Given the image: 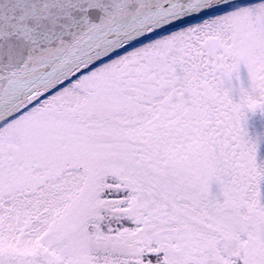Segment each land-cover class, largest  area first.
<instances>
[{
	"label": "rangeland",
	"instance_id": "374dc122",
	"mask_svg": "<svg viewBox=\"0 0 264 264\" xmlns=\"http://www.w3.org/2000/svg\"><path fill=\"white\" fill-rule=\"evenodd\" d=\"M214 35L221 38L226 49L219 51L208 67L205 56L202 59L197 56L199 43ZM98 67L102 81L112 70L116 72V78L123 84L113 86L123 90L124 100L114 107L99 105L91 114L98 117L97 123L104 124L110 119L120 125L105 127V133H101L105 139L99 143L100 137L95 143L77 145L71 150L56 148V143L15 153L29 154L31 158L41 156L45 160L40 166L34 165L35 160L31 173L5 184L3 191L10 190L0 196V264L29 263L21 258L36 253L43 244L45 229L56 214L59 201L81 186L85 165L98 174L100 181L111 172H119L111 175L118 183L116 187L127 193L128 200L106 201L101 207L123 203L115 213L117 217L126 215L135 229L121 230L118 238L122 243H118L128 245L134 257L147 249L145 244L157 241L158 248L146 250L154 254L163 251L161 263L155 264H221L219 256L206 244L215 235L213 230L172 210L159 191L141 180L138 166L144 164L156 172L165 167L188 183L208 181L218 203L231 202L230 207L236 208V214L244 220L254 214L255 220L258 219L254 230L258 229L259 237H255L256 232L251 233L250 227L238 233L227 228L221 230L215 243L224 247L228 257L239 259L232 264L239 261L264 264V0L171 30ZM223 73H229L231 80L225 86H217L216 80ZM203 80L220 93L216 104L205 100ZM103 85L112 87L107 82ZM88 98L86 91L68 82L39 100L36 104L43 102V106L36 108L39 110L31 112L34 104L22 113L30 111L34 116L77 107ZM233 106L239 111L236 116L232 114ZM250 115L254 117L252 122L246 120ZM151 116L145 138L139 132H131L137 123ZM27 121L30 123L31 119ZM226 142H230V150L224 148ZM140 150L147 151H142L144 164H138ZM240 152L245 158L241 161L247 165L244 170L233 166ZM3 159L0 149V163ZM160 159L163 167L159 165ZM80 162L83 167L78 165ZM180 179L174 178L183 185ZM85 209L76 208L63 233L83 226L89 214L98 216L92 207L86 205ZM41 254L45 261L53 256L47 247Z\"/></svg>",
	"mask_w": 264,
	"mask_h": 264
},
{
	"label": "trees",
	"instance_id": "16d2710c",
	"mask_svg": "<svg viewBox=\"0 0 264 264\" xmlns=\"http://www.w3.org/2000/svg\"><path fill=\"white\" fill-rule=\"evenodd\" d=\"M98 72L99 67L95 66L71 81L72 85L89 94L88 100L83 105L71 106L66 109L58 108L57 110L54 109L45 114L34 116L30 115V111H26L0 127V149L4 153V159L0 163V196L9 192L10 189L8 188L3 191L8 181L31 173L33 171L32 164L35 160L36 163L34 165L38 166L45 160L41 156L31 158L29 154L24 156L15 155L20 149L27 150L29 148L33 151L35 150L34 147H52L57 143L58 146L56 148L71 150L77 145L81 146L88 142L95 143L98 137L102 138L98 140V143L99 141L102 142L105 138L101 133L104 132L105 127L120 125V123L113 122L110 119L104 124L97 123L98 117L94 116L95 114L93 113L91 114L93 108H98L99 105L106 104L114 107L124 100L123 90H118L119 86L114 87L117 83L119 85L123 84V81H119L116 78V72L112 70L110 74H107L109 75L108 77H104L103 81L99 79ZM104 82H107L112 87L107 88L106 85H103ZM130 82L131 80L128 83L130 84ZM144 82L147 83L145 78ZM137 83H140V81L138 80ZM41 106H43V102L34 105L30 110L31 112L39 110ZM37 107L39 108L36 109ZM28 115L30 116L27 117ZM152 118L153 116L147 118L144 122L137 123L136 128H133L131 132H139L145 138V129L150 126ZM30 119L31 122L28 123L27 120ZM38 141L41 142L39 143ZM142 145L144 144L142 143ZM142 151L140 150L138 164L146 162L143 153L145 151ZM39 158L42 159L40 160ZM82 163L80 162L78 165L83 167ZM159 165L163 167L162 159L159 160ZM58 169H55V173L59 172ZM163 169L156 172L148 170L145 164L138 166L141 180L147 181L151 187L159 191L169 201L168 203L172 210L180 212L190 221L202 224L213 230L215 235L206 244H209L215 254L219 256L221 264H232L234 261L239 260L237 257L232 259L228 257L223 251L224 247H221L220 243H215V240L221 235V230L227 228L238 233L243 229L247 231L245 228L250 227L251 233H255L254 227L258 225V219L255 220L254 214L250 213L244 220L236 214V208L230 207L231 202L218 203L216 201L213 196V187L208 181L188 183L187 180L180 179L167 168L163 167ZM116 173L119 172H111L100 181L98 174L85 165L81 186L76 191H70L59 201V208L55 211L56 214L52 215L45 229L46 235L44 240H42L43 244H41L36 253L28 255L30 256L29 258L26 259L25 257L28 256H23L21 259L26 263L29 262L28 264L161 263L164 255L163 251L157 250L155 254L146 251L148 247L153 251L158 248L156 246L158 244L157 241L145 244L147 249L144 248L140 256L136 257L129 252L128 245L121 246L122 244L118 243H122V240L118 238L121 230H133L135 227L133 226L134 224L129 223L126 215L117 217L118 214L115 213V209L122 208L123 203L116 205L115 203H110L105 208L101 207L106 201L111 202L118 198L120 201L128 200L126 198L128 197L127 193H123L122 189L120 190L116 187L118 183L111 175ZM174 178H179L183 185L177 183ZM104 179L107 180L105 181ZM132 179L134 180L133 176ZM158 186L162 188V191L159 190ZM86 205L92 207L98 213V216L96 213L89 214L87 216L90 218L83 226L73 227L69 232L63 233V228L69 223L76 208L83 207L85 209ZM62 211H65V213L61 214ZM218 227L220 228L215 230ZM257 232L255 237L258 236ZM238 235L240 237V233ZM152 246L156 248H152ZM46 247L48 251L53 253L50 261H45L42 258L41 253L46 251ZM115 249L125 250V252L120 254ZM238 263L241 264V261Z\"/></svg>",
	"mask_w": 264,
	"mask_h": 264
},
{
	"label": "water",
	"instance_id": "95a60500",
	"mask_svg": "<svg viewBox=\"0 0 264 264\" xmlns=\"http://www.w3.org/2000/svg\"><path fill=\"white\" fill-rule=\"evenodd\" d=\"M256 1L0 0V126L102 62L171 30ZM199 46V57L202 51L211 56L223 49L217 36ZM229 81L224 74L218 84ZM201 85L205 100L216 102L218 94L206 81Z\"/></svg>",
	"mask_w": 264,
	"mask_h": 264
},
{
	"label": "flooded vegetation",
	"instance_id": "af4514ba",
	"mask_svg": "<svg viewBox=\"0 0 264 264\" xmlns=\"http://www.w3.org/2000/svg\"><path fill=\"white\" fill-rule=\"evenodd\" d=\"M225 49H226V48H225V46H224V49H223V50H225ZM198 52H199V50H198ZM216 54H217V53H216ZM216 54H215V55H212V56H210V57H206V56H205V52L202 53V58H203V56H205V59H206L205 62H207L206 65H207L208 67L211 65V61L215 58ZM202 58H201V59H202ZM219 66L222 67L221 64H220ZM223 74H225V73H223ZM221 75H222V74H221ZM219 76H220V75H219ZM219 76H218V77H219ZM217 79H218V78H217ZM216 85L219 86V85L217 84V80H216ZM210 89H211L212 92H214V93H218V94H219L218 99H217V101H218V100H219V97H220V93H219L218 91L214 90L211 86H210ZM216 103H217V102H215V104H216ZM213 104H214V103H213ZM248 110H249V109H248ZM238 112H239V111H238V108H237V113H238ZM237 113H236V114H237ZM232 114H234V113H232ZM236 114H234V116H236ZM224 115H225V113H224V112H221V116L224 117ZM253 118H254V117L251 116V115H250V116H246V120L248 119L249 122H252V121H253ZM254 127H255V126H254ZM225 134L229 135L228 131H226ZM238 137H239V138H242V135H239V134H238ZM229 143H230V142H228V145H229ZM233 148H237V147L233 145ZM230 149H231V145L228 146L227 150H230ZM233 157H234L233 154H230V155H229V158H230V159H233ZM241 159H243V160L245 161V158H244V155H243L242 152H240V153H239V156L235 158V160H234V164H233V166L236 167L238 170H244V169H246V167H247L246 163L243 162V161H241Z\"/></svg>",
	"mask_w": 264,
	"mask_h": 264
}]
</instances>
